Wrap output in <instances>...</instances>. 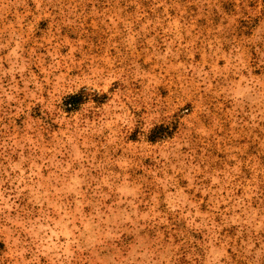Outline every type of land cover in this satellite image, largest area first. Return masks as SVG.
I'll return each instance as SVG.
<instances>
[{
  "label": "rangeland",
  "instance_id": "1",
  "mask_svg": "<svg viewBox=\"0 0 264 264\" xmlns=\"http://www.w3.org/2000/svg\"><path fill=\"white\" fill-rule=\"evenodd\" d=\"M0 264H264V0H0Z\"/></svg>",
  "mask_w": 264,
  "mask_h": 264
},
{
  "label": "trees",
  "instance_id": "2",
  "mask_svg": "<svg viewBox=\"0 0 264 264\" xmlns=\"http://www.w3.org/2000/svg\"><path fill=\"white\" fill-rule=\"evenodd\" d=\"M78 97V95H73V96H71L69 99H70V101H69V103L71 104V105H75V101H76V98Z\"/></svg>",
  "mask_w": 264,
  "mask_h": 264
}]
</instances>
